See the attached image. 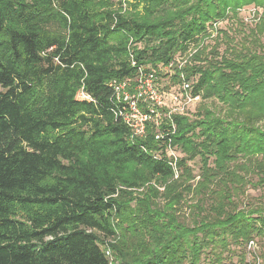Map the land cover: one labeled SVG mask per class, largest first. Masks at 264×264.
Instances as JSON below:
<instances>
[{
  "label": "trees",
  "instance_id": "16d2710c",
  "mask_svg": "<svg viewBox=\"0 0 264 264\" xmlns=\"http://www.w3.org/2000/svg\"><path fill=\"white\" fill-rule=\"evenodd\" d=\"M248 5L262 14L240 41L209 38ZM263 34L264 0H0V264H247L264 246V198L248 200L264 185ZM191 46L173 80L201 100L172 116L174 168L153 123L135 136L115 115L109 82Z\"/></svg>",
  "mask_w": 264,
  "mask_h": 264
},
{
  "label": "built area",
  "instance_id": "2783aa9c",
  "mask_svg": "<svg viewBox=\"0 0 264 264\" xmlns=\"http://www.w3.org/2000/svg\"><path fill=\"white\" fill-rule=\"evenodd\" d=\"M250 10L257 13L259 8L252 6ZM219 23H213L210 30L212 35L217 32ZM196 51L197 48L191 46L184 55L178 56L168 64H160L157 67L141 65L137 68L135 77H126L122 80L112 79L109 82L113 88L115 115L129 125L135 136H145L148 123H153L156 127L155 139L165 146L163 150L155 152L154 156L169 160L174 168L178 159V151L172 144L170 136L171 131L174 132L176 129L172 116L177 113H187L201 100V96L194 94L193 82L187 79L184 72H179L177 82L173 80V77L175 71L181 70ZM132 63L136 65L135 61ZM78 97L91 99L90 95L83 90L79 92ZM260 248L258 240L252 239L248 242V254L253 255L249 264H261ZM107 254L110 255L109 250Z\"/></svg>",
  "mask_w": 264,
  "mask_h": 264
},
{
  "label": "rangeland",
  "instance_id": "374dc122",
  "mask_svg": "<svg viewBox=\"0 0 264 264\" xmlns=\"http://www.w3.org/2000/svg\"><path fill=\"white\" fill-rule=\"evenodd\" d=\"M252 6H254V5L245 6V7H243V9L240 10L239 14H240V16H241V18H242V20L244 22L243 24H239L236 20L233 19V20H230L229 22L227 21V22H224L222 24L220 23L217 26V28H219L220 30H221V28H230V31L232 32V35L234 36V38H236V39H238L240 41L242 39V36L245 33L249 32V29L251 27H253L256 24V22L259 21V17L262 14V8L256 7V8H259V10L257 11V13H254V12H252V10H250V8H252ZM218 36L219 35L217 34V32H215L209 38L216 40V38ZM262 41L264 43V34L262 35ZM225 44H227V43H224V45L221 48L222 50L225 48ZM208 47H210L209 49H211V47H212L211 44ZM206 103L208 105H211V106H215V105L219 104L215 100H206ZM194 108H195V106L192 108L193 110H191L190 116H193V113L195 111ZM190 164L194 168V172L196 174H198L199 173V169H200V165H201L200 159L196 158V159L190 161ZM161 189H163V188H161ZM248 193H249V196L251 198H253V199H248L249 201H253V202H257V203L261 202L260 200H262L264 198V196H263L264 195V185L263 186H259L258 188L249 187ZM260 251L261 252L264 251V246H261ZM109 256H110V259H111V263L113 262V264H115L116 262L114 261V258H113V255H112L111 251H110V255ZM238 258H239L238 255L234 256V260H239ZM252 259H253V255L252 254H248L247 264H249V262ZM240 263L241 264H245L241 260L237 264H240ZM202 264H206V261H203ZM261 264H264V257L261 258Z\"/></svg>",
  "mask_w": 264,
  "mask_h": 264
}]
</instances>
